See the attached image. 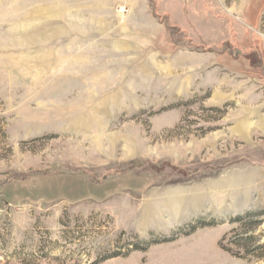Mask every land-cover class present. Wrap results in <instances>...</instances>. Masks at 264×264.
Wrapping results in <instances>:
<instances>
[{
  "label": "rangeland",
  "instance_id": "obj_1",
  "mask_svg": "<svg viewBox=\"0 0 264 264\" xmlns=\"http://www.w3.org/2000/svg\"><path fill=\"white\" fill-rule=\"evenodd\" d=\"M0 264H264V0H0Z\"/></svg>",
  "mask_w": 264,
  "mask_h": 264
},
{
  "label": "trees",
  "instance_id": "obj_2",
  "mask_svg": "<svg viewBox=\"0 0 264 264\" xmlns=\"http://www.w3.org/2000/svg\"><path fill=\"white\" fill-rule=\"evenodd\" d=\"M244 220H245V217H239L238 219H236L234 221V223H242ZM196 229H197V227L195 226L192 228V231H194ZM221 247L223 250L230 252V250L228 248H226V246H224L223 243H221Z\"/></svg>",
  "mask_w": 264,
  "mask_h": 264
}]
</instances>
